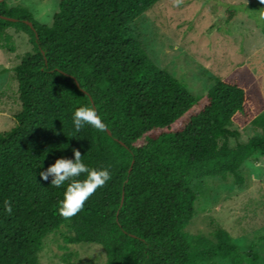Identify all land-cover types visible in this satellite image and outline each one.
Listing matches in <instances>:
<instances>
[{"label":"trees","instance_id":"trees-1","mask_svg":"<svg viewBox=\"0 0 264 264\" xmlns=\"http://www.w3.org/2000/svg\"><path fill=\"white\" fill-rule=\"evenodd\" d=\"M157 1L59 0L50 25L0 1V16L15 19L0 17V41H10L6 31L14 28L32 46L13 69L20 110L0 131V264H38L45 239L61 229L66 243L101 246L103 264H257V253L241 252L225 229L206 236L186 228L196 181L230 176L240 187L245 162L264 158V110L234 75L194 95L149 59L136 21ZM260 7L251 3L249 16ZM238 12L227 8L224 21ZM81 105L98 110L104 131L73 129L71 113ZM242 126L254 133L244 138ZM73 148L90 167H108L111 178L63 217L64 185H50L39 172L72 157Z\"/></svg>","mask_w":264,"mask_h":264},{"label":"rangeland","instance_id":"rangeland-1","mask_svg":"<svg viewBox=\"0 0 264 264\" xmlns=\"http://www.w3.org/2000/svg\"><path fill=\"white\" fill-rule=\"evenodd\" d=\"M255 0H158L136 21L135 32L149 59L183 82L194 95L204 94L213 79L234 75L255 92L256 107L264 110V34L254 17L243 12ZM30 9L35 19L50 25L59 0H7ZM262 5V4H261ZM238 9L230 23L225 10ZM264 7V5H262ZM252 11L251 13H253ZM10 41H0V131L9 130L20 110L14 66L32 50L28 36L8 28ZM2 45H13L14 51ZM249 137L252 127L242 126ZM240 187L225 180L203 178L193 189L197 195L195 214L186 231L210 236L225 229L241 252L254 250L264 264V158L245 162ZM64 229L49 234L38 264H103L105 252L98 244H70ZM201 264H231L215 258Z\"/></svg>","mask_w":264,"mask_h":264},{"label":"clouds","instance_id":"clouds-1","mask_svg":"<svg viewBox=\"0 0 264 264\" xmlns=\"http://www.w3.org/2000/svg\"><path fill=\"white\" fill-rule=\"evenodd\" d=\"M264 5V0H260ZM250 10L245 6L243 12L248 14ZM258 25L264 26V7H260L253 13ZM71 124L75 131L85 125L99 131H104L106 123L98 110L93 106L81 105L71 113ZM72 157L61 156L56 158L46 169L39 172L43 180L51 177L50 185L60 187L64 185L63 198L58 201L57 212L63 217H71L80 211L84 202L98 188L110 180L111 174L108 167H90L82 159L81 151L72 149ZM84 174L83 178H79ZM3 210L10 213L12 205L8 199L3 201Z\"/></svg>","mask_w":264,"mask_h":264},{"label":"water","instance_id":"water-1","mask_svg":"<svg viewBox=\"0 0 264 264\" xmlns=\"http://www.w3.org/2000/svg\"><path fill=\"white\" fill-rule=\"evenodd\" d=\"M0 1H1V0H0ZM0 17H1V18H4V19H9V20H15L14 18H9V17L3 16V15H1ZM26 23L29 24L30 26H32L31 22L26 21Z\"/></svg>","mask_w":264,"mask_h":264}]
</instances>
